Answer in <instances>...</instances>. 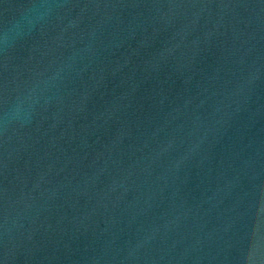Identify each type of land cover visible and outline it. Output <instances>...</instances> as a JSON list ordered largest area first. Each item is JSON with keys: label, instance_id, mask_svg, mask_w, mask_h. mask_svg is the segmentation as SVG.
<instances>
[{"label": "water", "instance_id": "95a60500", "mask_svg": "<svg viewBox=\"0 0 264 264\" xmlns=\"http://www.w3.org/2000/svg\"><path fill=\"white\" fill-rule=\"evenodd\" d=\"M0 264H264V0H92L0 162Z\"/></svg>", "mask_w": 264, "mask_h": 264}]
</instances>
